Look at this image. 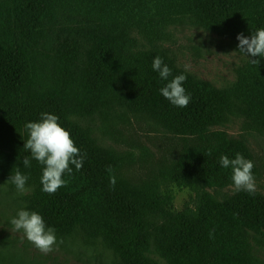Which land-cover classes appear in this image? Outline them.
Here are the masks:
<instances>
[{
  "label": "trees",
  "instance_id": "trees-1",
  "mask_svg": "<svg viewBox=\"0 0 264 264\" xmlns=\"http://www.w3.org/2000/svg\"><path fill=\"white\" fill-rule=\"evenodd\" d=\"M183 24L229 37L239 51V34L264 28V0H0V186L17 191L8 180L19 168L29 176L22 208L40 213L58 241L100 248L112 264H264V192L224 191L232 170L219 163L240 153L256 180L263 175L247 136L264 137V57H250L259 66L248 57L217 87L166 47ZM157 56L168 81L152 69ZM180 74L186 108L160 93ZM44 112L86 153L52 195L42 191V166L23 165L25 124ZM231 116L243 119L239 136L216 128ZM96 119L113 134L118 121L144 123L166 145L157 154L134 138L132 150L105 145ZM175 188L194 202L177 211Z\"/></svg>",
  "mask_w": 264,
  "mask_h": 264
},
{
  "label": "rangeland",
  "instance_id": "rangeland-1",
  "mask_svg": "<svg viewBox=\"0 0 264 264\" xmlns=\"http://www.w3.org/2000/svg\"><path fill=\"white\" fill-rule=\"evenodd\" d=\"M171 40L166 47L176 57L179 66L192 75L207 80L217 87L230 84L236 77V69L248 57L239 53L235 42L229 37H223L204 29L183 24L170 28ZM96 136L105 145L119 150L135 147L132 138L137 143L149 148L157 154V147L163 148L166 142L160 136H153L145 130L144 123L134 122V128L121 122L116 123L117 131L113 134L100 126L96 119ZM216 128L228 131L234 136H239L243 131V119L231 116L230 121ZM148 133L149 135H146ZM249 145L252 148L258 163L264 170V137L257 134H249ZM134 144V146H133ZM133 151L138 152V149ZM257 189L264 192V172L261 178L256 180ZM232 187L224 191L231 192ZM30 190L27 189L26 193ZM25 194V193H24ZM174 206L180 211L186 202H194L195 193L190 189H174ZM18 191L9 192L3 185L0 186V264H112L111 254L91 247H84L78 241L57 240L54 251L43 254L30 243L22 232H13L11 219L22 208Z\"/></svg>",
  "mask_w": 264,
  "mask_h": 264
},
{
  "label": "clouds",
  "instance_id": "clouds-1",
  "mask_svg": "<svg viewBox=\"0 0 264 264\" xmlns=\"http://www.w3.org/2000/svg\"><path fill=\"white\" fill-rule=\"evenodd\" d=\"M239 41V53L249 57H264V28H259L250 38L243 33L237 36ZM253 65H260V59H250ZM152 69L159 73L163 81H168L172 70L163 62L159 56L155 57L152 63ZM188 66L185 65V71ZM187 76L180 74L160 89L161 95L167 99L173 106L186 108L191 101V96L186 93L183 83ZM28 132V139L25 142L24 149L30 153L25 156L23 165L30 168L32 160H35L42 166L41 184L42 191L52 195L59 188L66 186L67 181L63 179L65 174L71 176L73 168L82 169L86 159V153L81 154L80 148L76 146L71 133L59 123V117L55 114L44 112L37 122H28L25 124ZM211 155V150H209ZM220 165L227 169L231 168L232 189L235 193L244 191L250 195L257 192L256 178L253 174L255 167L254 161L246 159L242 154L237 153L234 159H229L227 155H222L219 161ZM112 172L111 167L108 169ZM29 176L21 173L19 168L12 174L8 181L15 185L17 191L21 194L26 193V184ZM115 176L110 177V185L115 187ZM13 232H22L24 237L34 245V247L43 254L54 251L57 244V237L53 227H47L44 217L36 212L21 209L17 215L10 221ZM62 243V241H60Z\"/></svg>",
  "mask_w": 264,
  "mask_h": 264
}]
</instances>
